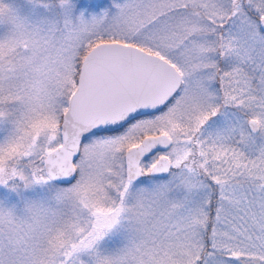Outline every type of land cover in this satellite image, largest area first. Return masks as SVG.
<instances>
[{
    "label": "snow or ice",
    "instance_id": "snow-or-ice-1",
    "mask_svg": "<svg viewBox=\"0 0 264 264\" xmlns=\"http://www.w3.org/2000/svg\"><path fill=\"white\" fill-rule=\"evenodd\" d=\"M0 264H264V0H0Z\"/></svg>",
    "mask_w": 264,
    "mask_h": 264
}]
</instances>
